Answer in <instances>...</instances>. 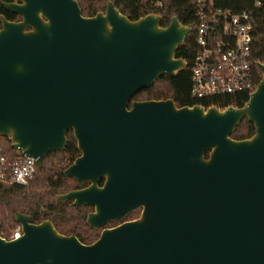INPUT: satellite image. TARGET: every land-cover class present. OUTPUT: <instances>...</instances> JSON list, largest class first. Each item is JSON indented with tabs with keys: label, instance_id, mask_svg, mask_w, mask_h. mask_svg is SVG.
I'll return each instance as SVG.
<instances>
[{
	"label": "water",
	"instance_id": "water-1",
	"mask_svg": "<svg viewBox=\"0 0 264 264\" xmlns=\"http://www.w3.org/2000/svg\"><path fill=\"white\" fill-rule=\"evenodd\" d=\"M3 7L21 21L1 17L0 137L40 168L72 131L80 155L64 177L89 186L56 201L93 207L95 229L142 213L90 245L18 213L0 264H264V64L242 108L137 102L187 67L177 53L192 28L177 17L131 21L111 1L94 17L77 0ZM244 119L255 134L234 140Z\"/></svg>",
	"mask_w": 264,
	"mask_h": 264
},
{
	"label": "trees",
	"instance_id": "trees-1",
	"mask_svg": "<svg viewBox=\"0 0 264 264\" xmlns=\"http://www.w3.org/2000/svg\"><path fill=\"white\" fill-rule=\"evenodd\" d=\"M14 0H0V30L4 16L12 22L21 21V17L6 12L3 3ZM84 17H94L105 12L107 3L111 1L118 10L131 21H137L148 14L163 17L162 27H168L173 17L187 27L196 28L199 19L196 15L198 0H77ZM161 3L158 10L151 5ZM213 8L240 14L248 12L254 19V47L253 59L264 64V0H214ZM196 52L195 42L190 37L177 53V58L183 59L187 67L176 77L163 76L150 89L137 94L133 101H166L173 100L179 108L202 105L206 108L216 106L221 109L230 106L242 108L250 98L252 92L238 94L225 99L193 100L192 66ZM262 79V74L256 70V84ZM255 127L248 119H244L232 138L237 141L246 140L254 136ZM69 143L64 152L48 155L40 168H37L35 178L29 187H22L11 183L9 174L0 178V233L6 234L10 229L18 227L16 214L21 213L31 218L34 224L46 220L53 223L59 233L65 236H76L83 244H93L100 236V231L92 229L87 224V215L92 210L87 206H73L72 201L58 202L56 196L76 189L75 182L64 177V172L80 155L77 142L70 131L67 134ZM7 161L20 158L19 152L14 150L9 139L0 137V157ZM208 156V155H207ZM134 212L128 218L134 219L139 215Z\"/></svg>",
	"mask_w": 264,
	"mask_h": 264
},
{
	"label": "built area",
	"instance_id": "built-area-1",
	"mask_svg": "<svg viewBox=\"0 0 264 264\" xmlns=\"http://www.w3.org/2000/svg\"><path fill=\"white\" fill-rule=\"evenodd\" d=\"M214 0H198L196 15L199 22L191 37L196 45L192 66L193 100H213L232 97L252 92L256 84V70L253 59L254 19L248 12L233 14L213 8ZM152 9L161 8V3L151 5ZM261 73V72H260ZM251 93V94H252ZM37 163L32 158H18L7 161L0 157V178L9 174L11 183L29 187L33 182ZM7 240L22 236V229H17L6 236Z\"/></svg>",
	"mask_w": 264,
	"mask_h": 264
},
{
	"label": "flooded vegetation",
	"instance_id": "flooded-vegetation-1",
	"mask_svg": "<svg viewBox=\"0 0 264 264\" xmlns=\"http://www.w3.org/2000/svg\"><path fill=\"white\" fill-rule=\"evenodd\" d=\"M14 2V1H13ZM13 2H11V3H13ZM80 153V152H79ZM76 184V183H75ZM103 184H104V181H102L101 183H100V186H103ZM76 186H77V188L76 189H72V190H78V189H82V188H86V187H88L89 186V183H85V184H83L82 186H78L77 184H76ZM72 190H70V191H72ZM87 207H90L92 210L88 213V214H90V213H92V212H94V208L93 207H91V206H87ZM136 211H139L140 213H139V215L136 217V218H134V219H130V218H128L131 214H133L134 212H136ZM136 211H133L132 213H130L128 216H126L123 220H121V221H116V222H109V223H107L103 228H101V229H95V228H92V227H90L89 225V227L90 228H92V229H95V230H98V231H100V236H101V234H102V232L105 230V229H112V228H115V227H117V226H119V225H121V224H123V223H126V222H131V221H134V220H137L139 217H140V215H141V213H142V209H138V210H136ZM88 216V215H87ZM88 224V223H87ZM99 236V237H100ZM99 239V238H98ZM97 239V240H98ZM96 240V241H97ZM95 241V242H96Z\"/></svg>",
	"mask_w": 264,
	"mask_h": 264
},
{
	"label": "rangeland",
	"instance_id": "rangeland-1",
	"mask_svg": "<svg viewBox=\"0 0 264 264\" xmlns=\"http://www.w3.org/2000/svg\"><path fill=\"white\" fill-rule=\"evenodd\" d=\"M17 229V227L10 229L9 232H7L6 234H9V236H11V234ZM5 234V233H4Z\"/></svg>",
	"mask_w": 264,
	"mask_h": 264
}]
</instances>
